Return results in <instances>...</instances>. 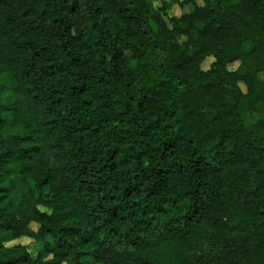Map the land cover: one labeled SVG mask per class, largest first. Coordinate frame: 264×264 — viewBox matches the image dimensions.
<instances>
[{
	"label": "trees",
	"instance_id": "16d2710c",
	"mask_svg": "<svg viewBox=\"0 0 264 264\" xmlns=\"http://www.w3.org/2000/svg\"><path fill=\"white\" fill-rule=\"evenodd\" d=\"M176 3L0 0V264H264V0Z\"/></svg>",
	"mask_w": 264,
	"mask_h": 264
},
{
	"label": "rangeland",
	"instance_id": "374dc122",
	"mask_svg": "<svg viewBox=\"0 0 264 264\" xmlns=\"http://www.w3.org/2000/svg\"><path fill=\"white\" fill-rule=\"evenodd\" d=\"M167 1H176L177 3L172 5V7L169 9V14H175V15H179L183 12H190L192 10V5L191 4H187L185 3L183 6H180L179 3L180 2H186V0H167ZM198 2H200V0H198ZM252 47V44L247 42L244 44V50L245 51H248L250 48ZM208 62H204L203 63V67H207L208 65ZM31 239H21L19 240L20 243H23V244H29L30 246H32L30 243H31Z\"/></svg>",
	"mask_w": 264,
	"mask_h": 264
}]
</instances>
